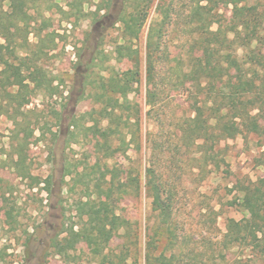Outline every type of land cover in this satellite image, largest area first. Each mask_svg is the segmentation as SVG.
I'll return each instance as SVG.
<instances>
[{
    "label": "rangeland",
    "instance_id": "obj_1",
    "mask_svg": "<svg viewBox=\"0 0 264 264\" xmlns=\"http://www.w3.org/2000/svg\"><path fill=\"white\" fill-rule=\"evenodd\" d=\"M196 2L25 0L11 33L16 34L15 57L25 59L22 77L28 91L5 85L0 75V264H112L122 256L130 257L129 264H145L150 248L154 257L164 251L173 264H264V236L257 249L224 244L228 221L246 215L239 207L241 190L264 178V109L256 130L241 126L243 134L222 140L207 155L190 151V141L182 137L197 104L190 69L206 66V59L213 64L212 52L196 44L199 35L190 19ZM252 6L264 14V0L216 8L211 30L223 23L221 17L235 20ZM13 7L14 0L0 3L3 13ZM146 8L148 18L133 39L124 20ZM118 10L92 56L97 23ZM262 37L264 43V25ZM148 40L153 43L152 80ZM7 44L0 36V45ZM234 46L222 55H231L230 73L236 76L244 69V52ZM41 47L43 53L34 56ZM6 60L20 63L14 57ZM4 69L0 60V73ZM37 72L57 88L55 94L37 86L32 78ZM135 73L126 94L112 91L121 89L112 82ZM218 88L233 92L236 85ZM15 94L28 100L20 111L22 99L11 101ZM109 97L116 109L111 120L103 109ZM209 117L205 111L203 118ZM110 123L115 134L104 145L101 132ZM148 170L173 197V238H167L168 226L152 209ZM110 173L118 190L116 212L125 222L119 236L105 257L95 256L88 240L59 252L47 235H59L60 243L71 227L74 232L85 227L88 217L81 218L78 207L97 202L98 186L108 187Z\"/></svg>",
    "mask_w": 264,
    "mask_h": 264
},
{
    "label": "trees",
    "instance_id": "obj_2",
    "mask_svg": "<svg viewBox=\"0 0 264 264\" xmlns=\"http://www.w3.org/2000/svg\"><path fill=\"white\" fill-rule=\"evenodd\" d=\"M2 0H0L1 3ZM244 0H197L195 8L190 13L191 23L196 28V34L199 35L197 45L203 44L206 49L212 52L211 58L213 64L208 59L205 65L198 67L193 65L190 69V79L194 85L195 116L190 118V129H182V137L185 141H190V151L196 148L198 153L215 151V147L223 140H230L239 134H243V129L256 130L261 112L264 109V43H263V25L264 14L256 6L247 8L246 13L233 20H221L225 25L219 22L216 31L211 27L217 21L215 18L219 15L215 9L220 7L238 6ZM25 6V0H14L13 10L7 14L0 10V36H4L8 41L6 46L0 45V60L4 61L5 69L0 75L4 79L5 85L19 84L21 90L28 91V86H24L22 77V68L26 64L25 59L15 57L16 54V34L11 33L12 27H16L15 21L20 18L21 12ZM77 11L75 16L79 17ZM131 15L129 20H124L125 31L133 39L138 38L139 32L148 18V9L138 12V16ZM165 24V22H164ZM165 25L162 26V30ZM18 32L19 29H17ZM21 33V32H20ZM233 36L231 38V35ZM15 42V43H14ZM243 50L241 65L244 69L238 75H231L229 63L231 55H222L223 51H229L236 48L237 45ZM43 47L34 54V56L43 53ZM148 64L150 79H153V43L148 40ZM16 58V65L9 63L6 58ZM225 58V59H222ZM197 62V61H196ZM228 66H227V65ZM247 68V69H246ZM33 70L32 72H34ZM33 74V73H32ZM137 73L128 75L123 79H116L112 82L115 88H121L120 91L112 89L113 92L126 94L131 86L136 82ZM37 86H46L51 95L55 94L57 88L53 87L52 82L46 80V76L40 72L34 73L32 77ZM219 85L228 87L236 85V91L221 92ZM108 91V90H107ZM106 91V92H107ZM27 97L23 94L11 96V101L19 102V110L27 104ZM107 104L103 107L106 119H112L115 107L108 98ZM112 104V105H111ZM205 111H210L212 117L203 118ZM258 111V114H253ZM27 113H33L29 111ZM113 127L110 126L101 132L102 138L108 144L109 138L115 134ZM29 135H33L31 131ZM198 142H202L198 144ZM214 143V145H213ZM209 145H211L209 147ZM111 147H107L110 150ZM113 155H108L112 159ZM21 162V161H20ZM23 162V161H22ZM149 179L147 182V192L152 198V209L157 214L162 224L167 225L166 232L168 239L173 238L170 231L173 221V197L166 193V188L157 180L156 176L148 170ZM111 174V173H110ZM152 174V175H151ZM107 176L104 175L105 182ZM108 187L104 190L103 186H98L97 202L89 200L86 204L78 207L81 218L88 217L85 227L80 231L74 232L71 227L70 235L58 243L59 235L52 237L50 244L57 242L59 252H66L75 248L77 240H88L93 247V253L97 257H105L106 248L114 238L118 237L120 230L124 228L125 222L120 219L116 212L115 175L111 174L108 181ZM104 190V191H103ZM241 200L239 207L246 214L239 221L230 219L227 224V233L224 237V244L227 248L243 247V249H257L260 245L261 236H264V178L258 182L250 183L241 190ZM103 199H100L101 196ZM159 221V222H160ZM170 228V229H169ZM154 249H148L145 255V264H173V259L167 258L165 252L158 257H154ZM107 258V257H106ZM128 258L122 256L121 259L112 264H129ZM104 264V262H102ZM131 264H137L134 261ZM240 264H246L243 260Z\"/></svg>",
    "mask_w": 264,
    "mask_h": 264
},
{
    "label": "flooded vegetation",
    "instance_id": "obj_3",
    "mask_svg": "<svg viewBox=\"0 0 264 264\" xmlns=\"http://www.w3.org/2000/svg\"><path fill=\"white\" fill-rule=\"evenodd\" d=\"M119 14H120V10H118V12L112 16H104L103 17L104 20L97 23L95 43H94L93 49H92V56L95 55V52L98 49L99 42H100L101 38L103 37V35H105L106 31L109 29V26L111 25V23L119 17ZM89 63H91V59L89 60ZM46 239L50 243V240L52 239V234L47 235Z\"/></svg>",
    "mask_w": 264,
    "mask_h": 264
}]
</instances>
